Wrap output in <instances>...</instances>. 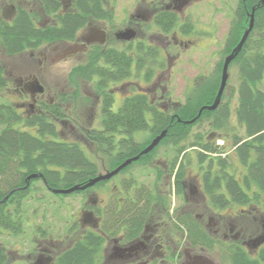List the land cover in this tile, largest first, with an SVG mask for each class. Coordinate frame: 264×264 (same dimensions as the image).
<instances>
[{
	"label": "flooded vegetation",
	"instance_id": "af4514ba",
	"mask_svg": "<svg viewBox=\"0 0 264 264\" xmlns=\"http://www.w3.org/2000/svg\"><path fill=\"white\" fill-rule=\"evenodd\" d=\"M4 1L0 8V17L7 21L13 18L18 5L28 7L32 2ZM107 1L101 0L105 6L110 4L113 11L112 4L116 0ZM193 1L131 0L125 5L120 19L121 25L116 29H110L107 25L114 18L113 14L109 18H90L79 28L74 38L54 40L35 50L18 54H28L27 61L31 64L36 61L38 69L70 59L86 64L94 60L92 57L95 51L105 48H114L119 61L124 53L132 58L131 74L138 71L137 76L143 82H135L130 74L129 77L109 81L107 84L112 83V87L107 85L100 89L95 83L96 78L91 81L78 78L79 81L91 82L94 86V91L87 94V98L94 97L90 111L93 113L94 110V113L89 116L90 122L87 126L68 119L66 113L62 117H51L58 132L65 133L60 135L61 140L78 142L84 150L86 147L90 152L91 147H97L98 152L92 153L101 159L103 171L98 170L94 176L114 169L125 159L138 154L148 144L136 154L125 155L114 165L110 160L124 156L123 137L126 135L123 131L119 129L112 135V140L102 146L84 135V130L103 129V100L107 95L112 97L113 102L116 91L122 95L117 105L112 103L113 111H117L124 99L133 94H145L149 104L163 112H172L181 103L171 100L167 84L172 72L174 73L175 64H181L183 54L198 45L191 40L190 28L186 30V9ZM60 2L61 11L72 8L73 0ZM33 9L37 11V8ZM40 17L35 20L36 24L46 25L55 21L54 14ZM126 29L133 31V38L123 39L117 36L119 31ZM181 46L185 48L183 52ZM160 58L164 59V67L158 63ZM139 61L145 62L140 68ZM147 73H151L150 78L145 77ZM5 75L8 83L4 88L12 86L11 89L18 96L17 105L22 116L33 113L43 115L48 112L43 105L53 103L61 105L66 112L68 98L66 102L61 100L66 94L56 91V100H52L54 90L44 84L37 72H30L23 77H12L11 72L5 68ZM34 77L43 85L44 90L33 95L30 90ZM146 116L148 124L151 125V110L146 111ZM212 135L209 133L205 137L211 138ZM133 141H138L135 135ZM149 152L141 154L138 159L131 161L111 177L69 193L55 190L67 189L77 183L50 187L41 171L26 174L25 183L16 188L25 190L24 196L19 198L12 194V200H8V195L0 198V237L11 238L12 235L19 236L27 232L32 245L27 248L21 242L17 246L0 240V264H204L203 257L209 258L213 264H236L238 253H243L252 263L264 264V191L257 192L251 188L245 202L238 203L234 196L226 193L223 185L221 190L227 197L224 206L219 208L205 191L210 186V178L205 177L208 170L206 160L198 162L197 154L194 153L190 155L194 159L188 164L180 157L171 171L174 157L166 159ZM135 164H140L141 167L132 168ZM233 164V167L228 166L223 171L226 170L241 181L239 175L242 169H236L234 161ZM194 165L196 169H190ZM212 168V173L221 170L215 166ZM60 171L63 172L62 169ZM33 173L37 175L28 178ZM212 173L210 175L213 176ZM145 174L153 176L151 185L140 179V175ZM88 180L77 185L81 186ZM35 182L39 184L35 186ZM177 186L180 187L179 192H176ZM38 188L50 192L61 202L58 204L59 210L65 203L71 211V218H66L65 223L58 229H55L54 224L59 223V216L48 217L45 219L47 222L42 220L45 218L44 212L49 213L46 208L37 210L35 206L29 213L22 212L20 208L22 200L27 197L40 202L42 196L37 195ZM13 190L14 188L10 193ZM254 191L257 193H253ZM147 192H151V198ZM67 199H77L74 209ZM174 199L180 202L175 203ZM188 199L193 200L192 203H196L200 211L193 213L192 204L186 206L190 204ZM11 221L16 225L12 226ZM189 221L194 222L199 231L195 238L188 235ZM204 232L207 235L206 240ZM75 250L81 253L78 261L77 257L72 256ZM211 253L214 259L208 255Z\"/></svg>",
	"mask_w": 264,
	"mask_h": 264
},
{
	"label": "trees",
	"instance_id": "16d2710c",
	"mask_svg": "<svg viewBox=\"0 0 264 264\" xmlns=\"http://www.w3.org/2000/svg\"><path fill=\"white\" fill-rule=\"evenodd\" d=\"M252 6H255L253 28L229 64L230 66L234 63L238 70L237 100L231 112L243 127L244 135L239 136L237 133L232 135V153L242 167L239 175L241 181L226 170L223 171L234 165L233 161L228 159L229 152L221 154L225 152V145H218L214 140L206 139L203 134L191 132L192 126L205 117L210 120L213 129L227 127L230 99L226 98V87L215 109H204L195 121L185 122L193 118L200 107L212 103L219 85L218 73L195 77L190 92L179 106L172 109V112H163L151 106L145 94L128 96L121 107L113 111L111 109L113 99L107 95L103 100L101 121L103 129L84 130V135L102 146L105 142H110L112 135L121 129L126 135L123 137L124 156L120 155L119 158L110 160L115 165L125 155L139 152L153 136L167 128L165 136L149 154L154 153L161 144H169L176 153L171 165L173 171L179 156L181 154L183 156L188 148L195 149L197 161L200 163L207 161L208 170L205 177L210 178L208 179L210 186L205 191L215 206L223 207L227 194L234 196L236 202L243 203L251 188L257 192L264 191V89L261 86L264 79V4L261 0H239L226 36L223 53L228 54L239 41L248 24V13ZM60 7V0H32L28 7L18 5L10 21L0 17L2 51L13 56L35 50L54 40H70L88 19L109 18L113 14L112 9L102 4L101 0H73L72 8L61 11ZM33 8H37V11ZM49 14H54L55 21H50L46 25L35 23L40 16ZM117 55L114 48L95 51L92 57L94 60L72 67L70 76L84 81L96 78L95 83L100 89L106 87L109 81L129 77L132 58L124 53L119 61ZM100 61L108 64H102ZM144 63L139 61L138 68ZM145 77L150 78L151 73L145 74ZM7 83L5 66L0 62V89L6 87ZM67 98L66 94L62 97V102H66ZM43 106L48 111L43 115L33 113L22 116L11 104L0 102V198L8 195V200H12L14 198L12 194L19 198L24 196L25 190L16 188L25 183L24 176L31 172L41 171L50 187H59L83 183L98 171V162L91 159L78 142L61 140L51 117L65 116L64 108L56 103ZM148 110L152 112L151 125L147 122ZM21 122L32 127L34 132L15 126ZM140 131L147 133L145 138L134 142V133ZM213 166L221 170L212 173ZM234 167L237 169L239 166ZM223 185L227 194L221 190ZM13 188V193H10ZM179 191L180 187L177 186L176 192ZM256 191L253 193H257ZM150 193L147 192L151 198ZM223 198L225 200H222ZM11 222L12 226L16 225L14 221ZM198 232L195 223L189 221V237L195 238ZM206 236L204 232L205 240ZM80 255L77 250L72 253L73 257H77L76 261ZM236 264L255 263L248 260L243 253H238Z\"/></svg>",
	"mask_w": 264,
	"mask_h": 264
},
{
	"label": "rangeland",
	"instance_id": "374dc122",
	"mask_svg": "<svg viewBox=\"0 0 264 264\" xmlns=\"http://www.w3.org/2000/svg\"><path fill=\"white\" fill-rule=\"evenodd\" d=\"M7 1L12 3L15 2V0ZM130 1L131 0H116L114 4H112L114 18L107 23L110 29H116L120 27V19L122 17V14L124 13V7L127 3H130ZM238 2L239 0H194L187 6V14L185 16V21H187L189 27L186 26V30L190 28L189 31L191 32V40L193 39L192 42L197 43L198 45L188 49V51L183 54L181 64H175L173 68L174 73L172 72L171 79L170 81H168L167 84V92H169L172 101H184L186 95L191 90L195 77L199 75H210L211 73H218V75L220 76L222 61L224 56L226 55L225 53H223V47L229 28L234 19V10L237 7ZM3 3H5V1L0 0V8ZM110 6V4L107 5V7ZM183 37L185 36L183 35ZM181 48L183 52L185 48L182 46ZM27 55L28 54L9 56L0 48V62L5 65V68L8 71L11 72L12 77H23L30 72H37L40 75V78L44 82V84L54 90L51 96L52 100H56V91L68 95L69 103L67 102L68 104L65 112L68 116V119H72L75 121V123L80 124L82 126H87L90 122L89 116L93 115L94 113V110L93 113H90V111L92 110L91 105L92 100H94V97L87 98V94L89 92L94 91L93 83L82 82L79 81L78 78H72V76H70L72 73L71 71L73 69L72 67L76 64L81 63L77 60L70 59L66 61H60L51 67L44 65L42 69H38V63L34 61L31 64L29 61H27ZM163 61V58H160L158 60V63L162 64V67L165 66V64H163ZM237 71V66L232 63L228 69V80L225 89L226 98L230 99V114L228 116V125H226L227 127L221 129H213L211 124L209 123L210 120L205 117L192 126L191 132L192 134L200 133L201 135L203 134L204 136H206L212 131H215V133H213V135L209 139L214 140L215 143L216 139H223V145H225V152H229L228 159L234 161L235 164L239 166L238 170H240L242 169V167L232 153V135L234 133H237L239 136L244 135L243 127L239 124L234 113L231 112V109L234 107L237 100ZM137 75L138 71H134V74L132 75L133 80L135 82H139V80L143 82V79L141 77H138ZM11 84L12 83L10 80V85ZM108 86L112 87L113 85L112 83H109ZM261 86L264 89V79L261 82ZM11 87L12 86H8L7 88L0 89V102H7L11 104L20 113V110L18 109L17 105L18 96L11 89ZM114 97L115 98L113 105L115 106L122 99V95H120L116 91ZM15 126L19 127L20 129H28L29 131L34 132V129L32 127L25 126L22 124V122L17 123ZM58 133L59 136L65 134L61 131H59ZM146 134V132H136L134 135L135 137H137V140L140 141L145 138ZM84 148L86 150L84 151L88 154V156L98 162V170L102 172L103 168L100 165L101 159L98 158V156L94 155V153H92L98 152L96 150L97 147H91V152L87 150L86 147ZM154 153L156 156H162L166 159H169L176 155L173 147H171L169 144H161L160 146H158ZM194 153H196L195 149L188 148L184 155L182 156L181 154L179 158L183 157V159H185V161H187V163L189 164L191 159H194L190 157V155ZM140 167V164H135L132 168ZM190 167V169H196V165ZM144 173H147V171H145ZM140 179L144 180L150 185L153 182V176L149 174H145L144 176L140 175ZM38 184L39 182H35V186ZM36 192L38 196H42L39 199L40 202L38 203L30 197L24 198V200H22V204L20 205L22 212L29 213V211L33 210L35 206L37 207V210L46 208L49 213L44 212L45 218H42V220H45L48 217L55 218L56 216H59V223L54 224L55 229H58L61 224L65 223L66 218H71V211L68 208L67 204L63 203V208L59 210L58 204H61V202L56 197L51 195L50 192L44 190L43 188H38ZM171 199L173 198L171 197ZM67 201H70V203L73 204L74 209L77 199L76 201H73V199H67ZM174 201L175 203L180 202V200L178 199H174ZM189 202L190 204L188 203V205L186 206H190L192 204L193 213L200 211V207H196V203H192L193 200H189ZM45 222L47 221L45 220ZM6 237L2 236L0 237V240H3L10 245H17L21 242L27 248L31 247L32 245L31 240L27 237V232L26 234L21 233L19 236L12 235L11 238ZM208 255L210 256V258L214 259L213 253ZM15 264L20 263L17 262Z\"/></svg>",
	"mask_w": 264,
	"mask_h": 264
},
{
	"label": "water",
	"instance_id": "95a60500",
	"mask_svg": "<svg viewBox=\"0 0 264 264\" xmlns=\"http://www.w3.org/2000/svg\"><path fill=\"white\" fill-rule=\"evenodd\" d=\"M261 3L264 4V0H261ZM254 9H255V6H252L251 11L248 13V24H247L246 28L244 29L239 41L232 48V50L228 54H226L223 58L219 85H218V89L216 91V94L214 96L212 103L200 107L196 116H194L193 118H191L185 122H193L200 115L202 110H204V109L213 110L219 105V103L221 101L222 93L225 89L226 82L228 79L229 64L232 61V59H234L236 54L240 51V49L242 48L246 38L248 37L250 31L253 28V25H254ZM117 36L119 38H123V39H130V38L134 37V33L131 29H126L124 31H119L117 33ZM31 85H32V89L30 90V92L33 95L36 93H41L44 90L43 85L38 81V79L36 77H34L32 79ZM166 132H167V128L162 129L158 134H156L154 137H152V139L149 141V143L138 154H136L130 158L125 159L123 162H121L114 169H112L106 173H99L96 176L89 178V180L81 186H78L77 184H75V185H73L67 189H56L55 192L69 193V192H72L78 188H85L87 186H90V185L94 184L95 182H97L101 179L111 177L112 175L116 174L121 168H123L127 164H129L131 161L138 159L141 154H145V153L151 151L155 146L158 145L160 140L165 136ZM36 175H37V173L30 174L28 176V178H30L32 176H36ZM200 258H202V257H200ZM202 262L204 264H213V262L207 257H203Z\"/></svg>",
	"mask_w": 264,
	"mask_h": 264
}]
</instances>
